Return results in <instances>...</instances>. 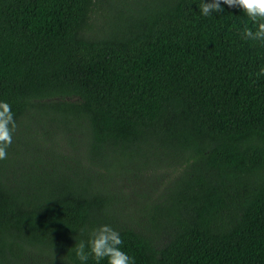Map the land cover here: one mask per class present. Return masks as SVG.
<instances>
[{
    "label": "trees",
    "instance_id": "obj_1",
    "mask_svg": "<svg viewBox=\"0 0 264 264\" xmlns=\"http://www.w3.org/2000/svg\"><path fill=\"white\" fill-rule=\"evenodd\" d=\"M97 1L0 0V99L16 124L36 112L83 122L96 155L178 152L168 239L114 223L110 196L86 181L12 184L0 160V264L45 251L82 264L73 246L102 223L134 264H264V41L241 38L240 8L205 17L200 0H143L97 33Z\"/></svg>",
    "mask_w": 264,
    "mask_h": 264
},
{
    "label": "rangeland",
    "instance_id": "obj_2",
    "mask_svg": "<svg viewBox=\"0 0 264 264\" xmlns=\"http://www.w3.org/2000/svg\"><path fill=\"white\" fill-rule=\"evenodd\" d=\"M143 0H98L94 31L103 32L135 12ZM8 156L1 160L12 184H30V177H75L110 196L114 223L131 226L168 239L165 224L173 184L184 168V158L172 149L155 146L126 153L90 149V131L83 122L60 115L29 113L16 124ZM36 179V178H35ZM26 264H71L57 251L34 252Z\"/></svg>",
    "mask_w": 264,
    "mask_h": 264
},
{
    "label": "clouds",
    "instance_id": "obj_3",
    "mask_svg": "<svg viewBox=\"0 0 264 264\" xmlns=\"http://www.w3.org/2000/svg\"><path fill=\"white\" fill-rule=\"evenodd\" d=\"M223 4L240 8L247 17L240 32L242 39L264 41V0H200L198 12L201 16H213L224 11ZM15 130L12 105L0 99V160L7 158V149L13 141ZM122 244L120 231L111 224L102 223L91 230L87 242L81 240L75 243L73 249L82 264L88 260L89 254L97 261L106 259L107 264H134V258L121 247Z\"/></svg>",
    "mask_w": 264,
    "mask_h": 264
}]
</instances>
